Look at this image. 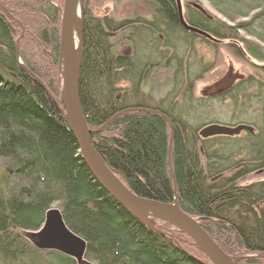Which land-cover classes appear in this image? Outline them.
I'll list each match as a JSON object with an SVG mask.
<instances>
[{
  "label": "trees",
  "instance_id": "16d2710c",
  "mask_svg": "<svg viewBox=\"0 0 264 264\" xmlns=\"http://www.w3.org/2000/svg\"><path fill=\"white\" fill-rule=\"evenodd\" d=\"M176 1L150 0L155 36L151 30L126 31L128 21L85 12L79 89L89 127L126 108L160 112L123 111L91 139L133 192L171 201L175 191L179 206L200 217L237 264H264V180L238 183L264 169V0H206L220 18L187 3L186 22L204 33L181 24ZM0 3L26 29L19 45L23 66L16 55L18 25L0 8V264H76L61 252L35 248L23 234L38 229L53 204L85 240V257L95 264H209L185 234L178 232L196 253L175 235L136 219L81 160L67 122L38 81L60 103L59 9L51 0ZM121 28L139 45L128 55L115 51L112 42ZM209 37L225 41L237 57L248 54L260 62L253 74L237 77L212 100L194 92L196 81L213 67L196 48L197 40L215 47ZM151 73L163 87L155 93L145 89ZM212 104L227 114L193 113ZM161 113L172 125L171 142ZM214 122H246L255 129L201 138L199 129Z\"/></svg>",
  "mask_w": 264,
  "mask_h": 264
},
{
  "label": "water",
  "instance_id": "95a60500",
  "mask_svg": "<svg viewBox=\"0 0 264 264\" xmlns=\"http://www.w3.org/2000/svg\"><path fill=\"white\" fill-rule=\"evenodd\" d=\"M196 6L201 9L199 5ZM0 7L11 20L19 24L23 32V24L3 4L0 3ZM177 10L180 22L184 27L197 33H204L186 22L179 3ZM59 36L58 81L60 103L45 84L41 80L38 81L63 115L77 143L79 156L93 177L130 214L153 230L173 237L172 233L158 227L155 220H159L185 234L209 264H237L235 256L227 253L201 225L200 217L187 213L179 206L175 191L171 201H160L136 194L119 174L108 165L95 147L91 134L100 131L123 111L146 110L157 113L159 111L141 107L126 108L113 114L99 127L95 129L89 127L79 89L84 46L83 0H63ZM21 38L22 33L16 40V55L20 64L24 66L19 59L18 52V43ZM212 39L216 40L215 38ZM162 115L169 122L168 116L164 113ZM254 129L253 125L246 122L235 124L214 122L202 126L198 134L201 138L216 135L236 136L243 131L254 133ZM170 132L171 142L172 129H170ZM23 234L37 249L61 252L73 258L76 264H95L85 257V240L65 224L61 210L57 207L47 209L43 222L38 229L25 230Z\"/></svg>",
  "mask_w": 264,
  "mask_h": 264
},
{
  "label": "rangeland",
  "instance_id": "374dc122",
  "mask_svg": "<svg viewBox=\"0 0 264 264\" xmlns=\"http://www.w3.org/2000/svg\"><path fill=\"white\" fill-rule=\"evenodd\" d=\"M52 1L58 3L59 5H61L63 2V0H52ZM178 3L181 7V11L183 15L186 12L185 6L187 3H189L195 8H197L196 5H199V7H201L202 10L208 12L213 16L219 18L221 17L220 14L216 12L206 0H178ZM178 3L176 1V6H178ZM150 5H151L150 0H85V2L83 1V11H84V16L86 12L88 14L90 13V15L94 17L107 18L109 20L112 19V21L114 22H118L121 20L126 22L128 21L129 23H127V25L125 26L127 27L126 31L130 32L132 30L133 33L135 32L137 35H139L137 33V31L139 30H142L143 34H146L147 31L151 30L149 32V35L155 36V34L157 35L155 31L156 28L155 26L152 25V23L148 22L152 19V10L150 9ZM18 20L21 22L20 19ZM16 24L18 25V27H16L15 40L21 35V33L23 37L26 31V29H24V31L22 32L19 24L17 22ZM152 28H154L155 30H153ZM132 37H133L132 40L127 38L124 35L122 28L117 30V32L113 33L112 42L115 44V48H114L115 51L123 55H128V53H130L133 47H135V44L139 47V45L135 41V36ZM139 37L141 38V36ZM142 38L143 40H145L144 36H142ZM162 38L163 37L161 36L160 39ZM208 39L213 40L212 38H208ZM215 41H216L215 47H210V48H208L207 44L199 40H197L196 42V48H198L201 52L203 51L204 53L205 56V57L203 56L204 62L213 63V67L204 74H202V77L196 81V85L194 89L196 96H201L202 93H210L211 95H215V93H218L219 90H221L224 86L228 85L230 82L234 81L237 77L253 74V72L255 71V63L256 64L260 63L259 61L253 59L248 54L245 55V58L237 57L229 49L225 41H219L218 39H216ZM18 44L20 45V42ZM151 47L159 48L158 45H152ZM35 49L36 46L34 47V51ZM18 52H19V48H18ZM37 53L40 54L41 52L38 51ZM38 56L39 55H36L35 57ZM39 62L40 60L38 61V63ZM162 88L163 87L160 81H158L154 77V74L151 73L149 79L145 83V89H149L150 91L153 90V93H155L157 91H160ZM135 108H139V107H135ZM219 111L222 114L226 113V111L223 108L219 109ZM0 171H4V167L1 164H0ZM261 180H264V169L247 174L244 178L238 181V183L244 185ZM56 206L57 204L56 205L53 204L52 207H56ZM155 221L156 223H160L161 225H163L166 229H168L170 233L175 235L183 243V245L187 247V249H190L194 253H196L193 250L194 247L190 246L185 236L180 234L181 232L178 233L179 231L172 228L170 225L169 226L171 228L162 224L161 221L159 220H155Z\"/></svg>",
  "mask_w": 264,
  "mask_h": 264
},
{
  "label": "bare ground",
  "instance_id": "6f19581e",
  "mask_svg": "<svg viewBox=\"0 0 264 264\" xmlns=\"http://www.w3.org/2000/svg\"><path fill=\"white\" fill-rule=\"evenodd\" d=\"M83 1L85 2V0H83ZM51 3L54 4L59 9V21H60V26H61V8H62V6L59 5L58 3L52 1V0H51ZM49 26H50V23H49ZM112 35H113V33H112ZM59 39H60V36H58V46H59ZM83 48H84V46H83ZM216 94H218V93H215V95H211L210 93H202L201 97H204L206 99L212 100V98H214L215 96H217ZM220 107H221V105L217 106L215 104H212V106H210V107H205V106L204 107H196L195 108V111L193 113H195L197 115L204 116V115H207V114H209L211 112H214V111H217L218 112L219 109H221ZM146 109H151V108H146ZM151 110H154V109H151ZM143 111H146V110H143ZM149 112H153V111H149ZM169 124H170V121H169ZM170 129H172V125L171 124H170Z\"/></svg>",
  "mask_w": 264,
  "mask_h": 264
},
{
  "label": "flooded vegetation",
  "instance_id": "af4514ba",
  "mask_svg": "<svg viewBox=\"0 0 264 264\" xmlns=\"http://www.w3.org/2000/svg\"><path fill=\"white\" fill-rule=\"evenodd\" d=\"M1 8V7H0Z\"/></svg>",
  "mask_w": 264,
  "mask_h": 264
}]
</instances>
